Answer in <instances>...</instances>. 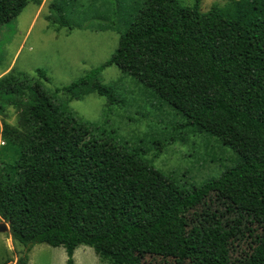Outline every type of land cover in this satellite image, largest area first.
Segmentation results:
<instances>
[{
	"label": "trees",
	"instance_id": "obj_1",
	"mask_svg": "<svg viewBox=\"0 0 264 264\" xmlns=\"http://www.w3.org/2000/svg\"><path fill=\"white\" fill-rule=\"evenodd\" d=\"M28 2L0 0V27ZM199 4L112 0L109 16L94 14L99 24L92 19L96 28L119 34L104 63L53 91L13 70L0 78V94L14 107L26 98L24 120L33 122L29 127L23 121L24 132L3 126L16 157L0 160V217L25 249L16 264H27L26 253L39 243L63 247L65 264H74L73 253L80 245L91 247L109 264H141L145 255L173 258L178 264L188 258L229 264L201 249L179 219L211 192L261 224L252 251L235 264H264V0L213 3L204 12ZM66 5L65 0L51 5L57 29H72L64 15ZM109 65L131 75L182 117L172 131L208 135L232 150L236 161L218 176L185 189L183 200L170 208L151 205L150 196L122 168H108L107 151L100 147H126L130 156L139 149L121 141L119 145L103 125L68 108V102L90 93L105 97L108 104L119 103L114 88L100 81ZM36 75L49 80L41 68ZM61 93L65 100L51 101ZM137 156L151 165V159Z\"/></svg>",
	"mask_w": 264,
	"mask_h": 264
},
{
	"label": "rangeland",
	"instance_id": "obj_2",
	"mask_svg": "<svg viewBox=\"0 0 264 264\" xmlns=\"http://www.w3.org/2000/svg\"><path fill=\"white\" fill-rule=\"evenodd\" d=\"M65 1L68 11L64 15L72 24L71 30L65 26L57 29L52 22L55 9L51 5L59 3V0H29L15 19L0 27V78L13 70L25 73L32 82H40L45 91H53L110 58L119 34L111 29L96 28V23L101 21L93 17L97 13L109 16L112 0H93L92 4L90 0ZM135 1L144 2L127 0L128 3ZM227 1L200 0L199 8L204 12L213 3L222 5ZM194 2L178 0L180 6H192ZM92 19L96 23H92ZM37 68L45 71L48 81L36 75ZM99 77L103 84L114 88L119 103L108 104L105 97L90 93L68 102V108L84 120L103 125L111 135H115L116 138L110 137L119 145H122L121 141L129 148L139 149L136 155L130 156L126 154L129 152L126 147L123 150L112 149L106 143L100 147L102 151H107L103 152L108 168L114 171L122 168L127 179L150 196L151 205L170 208L172 203L183 200L185 189L218 176L224 167L236 161L232 150L208 135L191 134L186 129L172 131L182 117L158 102L148 88L115 65L106 66ZM66 98L61 93L51 101L61 99V103ZM6 99L0 94V160L12 161L16 152L6 142L3 126L7 124L24 132L23 121L29 127L33 126V122L24 120L26 98L19 107L7 103ZM40 118L46 119V113L42 112ZM62 129L67 131L68 127L62 125ZM159 143H162L161 146ZM94 152L93 160L97 164L98 151L95 149ZM138 154L146 160L151 159V165L141 163L137 159ZM179 219L183 220L186 234L201 249L229 264L247 258L255 246L256 237L262 232L260 223L214 192L179 214ZM24 250L9 231L0 232L1 264H16ZM26 254L27 264H65L66 260L63 247L45 243L33 245ZM73 258L74 264H109L85 245L75 249ZM141 264L178 263L169 257L145 255ZM180 264L206 263L188 258Z\"/></svg>",
	"mask_w": 264,
	"mask_h": 264
},
{
	"label": "water",
	"instance_id": "obj_3",
	"mask_svg": "<svg viewBox=\"0 0 264 264\" xmlns=\"http://www.w3.org/2000/svg\"><path fill=\"white\" fill-rule=\"evenodd\" d=\"M9 231V224L4 219L0 221V232Z\"/></svg>",
	"mask_w": 264,
	"mask_h": 264
}]
</instances>
